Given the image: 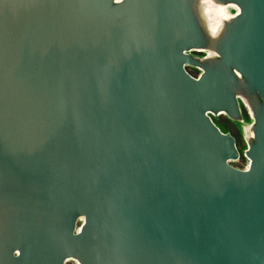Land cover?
<instances>
[{"label":"water","instance_id":"95a60500","mask_svg":"<svg viewBox=\"0 0 264 264\" xmlns=\"http://www.w3.org/2000/svg\"><path fill=\"white\" fill-rule=\"evenodd\" d=\"M69 262L264 264V0H0V264Z\"/></svg>","mask_w":264,"mask_h":264},{"label":"rangeland","instance_id":"374dc122","mask_svg":"<svg viewBox=\"0 0 264 264\" xmlns=\"http://www.w3.org/2000/svg\"><path fill=\"white\" fill-rule=\"evenodd\" d=\"M208 8L209 10L213 11L212 13L214 14L216 11L214 10V6L210 3V2H205L203 3V9H206ZM227 13H229L228 15H235L236 14V8L234 7H230L228 8L227 10ZM227 15H223L222 18H226ZM223 22V19H218L217 20V23L218 24V27L221 26ZM217 27V26H216ZM217 29V28H216ZM196 71V70H194ZM215 123L217 124L218 128L223 132V133H232L233 136L235 137L236 141H237V147L238 149L241 151V153L243 154L244 151L246 150L247 148V142L245 140H243V133H242V129L248 125V127L251 126V123H252V120L251 118L249 119H245V121H237V122H231L230 120L228 121H224L223 119H215ZM235 127V128H234ZM233 129H236L238 130V133H233ZM247 164L248 162L244 159V161H239L237 163H234L233 165L236 167V168H239V169H245L247 167ZM67 264H76L75 262H69Z\"/></svg>","mask_w":264,"mask_h":264},{"label":"flooded vegetation","instance_id":"af4514ba","mask_svg":"<svg viewBox=\"0 0 264 264\" xmlns=\"http://www.w3.org/2000/svg\"><path fill=\"white\" fill-rule=\"evenodd\" d=\"M193 57L195 58H198V59H204V58H208L210 57V55L208 53H204V52H191L190 53ZM186 71L194 78H199L200 75L202 74L201 71L197 70V69H194V68H191V67H185ZM196 70V71H194ZM238 101H239V104H240V108H241V111H242V114H243V117L244 119H249L250 118V114H249V109L247 107H245V102L241 99V98H238ZM209 117L211 118V120L213 121V123L217 126V124L215 123V119H223L225 122L230 120L228 119L225 115H219V116H213L211 114H209ZM231 121V120H230ZM232 122V121H231ZM218 127V126H217ZM235 128V127H234ZM242 133H243V140L246 141L245 139V135H244V132H243V129L241 130ZM233 133H238V130L236 129H233L232 131ZM230 133V132H229ZM232 136L233 134L230 133ZM239 134V133H238ZM234 137V136H233ZM235 138V137H234ZM236 140V139H235ZM236 146H237V141H236ZM238 148V147H237ZM239 150V149H238ZM240 154H241V157H240V160L241 161L242 159H244L243 157V154L241 153V151L239 150ZM237 163V162H236ZM234 166V165H233ZM235 167V166H234ZM239 169V168H238Z\"/></svg>","mask_w":264,"mask_h":264},{"label":"trees","instance_id":"16d2710c","mask_svg":"<svg viewBox=\"0 0 264 264\" xmlns=\"http://www.w3.org/2000/svg\"><path fill=\"white\" fill-rule=\"evenodd\" d=\"M242 160L244 161V159H242ZM242 160H241V161H242Z\"/></svg>","mask_w":264,"mask_h":264}]
</instances>
